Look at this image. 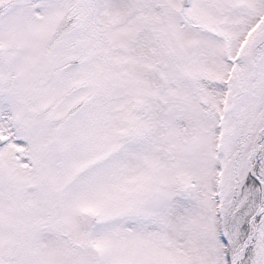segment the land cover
<instances>
[{"label":"snow or ice","instance_id":"6c2138e0","mask_svg":"<svg viewBox=\"0 0 264 264\" xmlns=\"http://www.w3.org/2000/svg\"><path fill=\"white\" fill-rule=\"evenodd\" d=\"M0 264H264V0H0Z\"/></svg>","mask_w":264,"mask_h":264}]
</instances>
